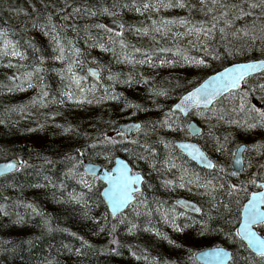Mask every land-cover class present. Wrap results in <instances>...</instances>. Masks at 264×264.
Here are the masks:
<instances>
[{
    "label": "snow or ice",
    "instance_id": "snow-or-ice-1",
    "mask_svg": "<svg viewBox=\"0 0 264 264\" xmlns=\"http://www.w3.org/2000/svg\"><path fill=\"white\" fill-rule=\"evenodd\" d=\"M43 11L36 8L35 4L31 5L32 13H28L23 9H16L17 14H23L28 17L32 23L31 28L41 31L44 35L50 37L54 44V51L56 55L53 59L66 64V70L58 73L61 81H68L64 86L63 98L58 102L64 104L66 101H71L76 105L83 104H102L106 101L122 102L123 107L121 111L127 109H135L137 112H150L152 109L143 107L140 104L129 102L121 94H117L114 89V84L120 83L119 74H112L109 70L108 80L113 81V85L98 89L97 87H88L82 84L85 79L74 72L77 65H82L84 61L81 59L83 52L72 41H64L61 37V30L67 28L66 23L57 25L56 20L68 21L73 18V14L79 15L81 13L80 7L73 8L72 5L65 2L64 8L59 11H50L54 9V4L45 3L44 0H39ZM197 4L191 3L190 0H131L130 3H112L111 7H102V12L116 16L118 13L115 9H128L139 13L141 16L148 13V18L151 19L150 27L143 26H129L128 33L134 36H147L151 33L152 40H156L158 34L161 39H171L173 42H178L186 39L189 36L194 37L188 40V49H182L179 43H176L175 56L160 57L155 51H142L140 48L127 43L124 34V25L120 24V30L115 32L117 38L109 35L107 46L104 43L92 44L90 47L99 46L104 52L116 53L117 47L120 49L122 60L118 59L119 63H131L137 65L147 64L149 67H188L193 69L204 70L212 68V62H220L228 60L235 56H246L250 62L235 63L232 66L223 67L222 71L212 69L214 75L208 76L199 86L191 89L183 88L182 94L179 96V102L174 105L167 106V111L164 106L156 104V99L160 97L170 98L172 92L181 88L182 85L179 80L176 81L172 87L158 88L153 86V82L145 78L142 73H137L140 79H136L131 73L123 79V83L132 87L133 83L149 85V93L154 98L153 103L156 104V109L163 112V116L155 121H148L147 126L142 124H135L134 127L137 132H142L145 136L149 132H157L165 129L171 133L185 132L183 121L180 115L187 117L189 115H199L206 123H208V131L202 133L200 129L188 126L187 131L192 132L198 136L207 137V143L211 144V151L223 154L225 151L224 143L229 142L231 133L228 135H217L218 127L227 124L229 127L235 126L244 132L259 131L264 134V26L260 27L259 34L255 27L249 29L247 26L235 28V22L244 20L245 18L253 19V25L256 20L264 17V0H242L241 3L229 4L226 0H198ZM72 8V12L67 11ZM173 8L185 9L188 11V17H180L177 19H152V14H158L162 10ZM88 12V9H84ZM64 15L61 16L60 13ZM193 12H200L205 17L211 16V19L194 21L191 19ZM90 15H96L95 11H90ZM97 28L106 29V25L97 24ZM183 28L184 31L174 30ZM110 34L112 29H106ZM9 34L6 30L0 29V56L18 58L19 61L28 59L25 52L19 50V42H14L8 38ZM243 44H236L234 41L245 40ZM27 47L31 48L34 53H39V49L35 47L31 40L26 42ZM130 50V51H129ZM192 50H195L196 55H192ZM171 48L160 47L159 52H170ZM70 53V55L68 54ZM140 53V58H136L135 54ZM159 60L157 65L153 57ZM38 65L32 66V71H25L23 76L13 75L9 77L13 82L20 81L15 84V87L20 91H25V83L27 88H33L36 85L32 83L35 78L39 81L43 80L40 73L43 72L42 65L44 64V57L37 55ZM8 68L25 67L23 64L14 65L9 63L4 65ZM190 82V81H189ZM73 86H75L73 90ZM47 85H43L39 100H33V104L39 103L41 107H45V101L49 97L46 90ZM12 89L10 88L9 91ZM102 91V94L97 97L96 91ZM260 93L259 96L256 94ZM250 97H256L261 102V107L252 104ZM227 101V105H225ZM221 105V107H217ZM231 113L244 114L243 120L230 118ZM59 114V113H57ZM135 114V112L133 113ZM215 121V123H212ZM41 128L44 125H40ZM63 127L64 133L75 131L72 127ZM116 136H109L107 132L101 133L97 137V142L106 146L108 151L114 149L117 145H123V151L129 153V156L135 161H144L150 169L146 175H141L139 172H133L129 163L124 160H116V167L105 172L104 180L108 187L105 189L103 195L107 197V204L100 219H95L90 216L91 207L89 200L92 192L93 183L89 182L87 176L79 171L81 162L75 157H69L72 161V169L70 175L73 178H78V181L84 188L88 190L87 193H68V201L80 205L85 211L83 215L92 220L98 226V231L94 234L99 235L104 233L107 228V235L111 237L108 246L103 250L94 249V246L83 237H78L82 241L81 247L74 250L73 254L77 257L88 258L90 253L102 252L106 254L120 255V249L125 247L121 245L115 233L117 224H111L108 228L109 217L116 220L120 224H124L129 235H136L138 232H147L153 235L158 240L167 241L169 245L179 247L174 240H172L167 233L153 223L152 217L158 218V222H163L168 227L172 228L174 232H184L186 228L193 226V223L185 224L181 220V216L190 220L191 218L184 213L177 214L175 206L165 207L164 201L148 200L145 196V188H151L153 185L149 182L146 176L156 173L160 178V187L165 190L174 191L177 188L185 189L192 192L195 196L205 198V204L199 208H194V211L201 214V220L195 221L201 230V234L207 232H216L225 237V240H232L236 247V254L230 260V264H264V236L258 234L264 232V141H258L251 146L244 149L238 148L240 153L237 158V163L240 167L233 171H227L224 167L218 166L209 159L205 150L196 147L194 144L183 143L180 145L181 149L189 150L186 156L178 155L175 152V144L159 137L154 143H141L139 139H129L124 129H113ZM35 131V129H32ZM116 137H120L117 139ZM162 145L166 152L161 155L156 152V145ZM96 143H92L90 147L95 148ZM80 156L84 153L77 150ZM251 151L253 157L248 161V169H255L254 172L247 176L246 180L241 181L240 177L245 171L243 153ZM190 157V159H188ZM111 159V157H105ZM192 161H199L202 165L201 172L187 166ZM23 160L14 163L5 164L3 169H0V175L12 169L24 167ZM93 175L94 172L92 173ZM233 178L237 182H233ZM262 182L257 185V180ZM248 185H256L259 189L253 192L248 197ZM42 185H38L41 187ZM56 187V185H52ZM143 186V187H142ZM63 188V185L60 186ZM241 193H244L246 203L241 200ZM104 202L101 201V204ZM155 203V207H153ZM100 207V204H96ZM206 207V211H205ZM27 209L36 215H42L31 204L26 205ZM125 209H129L128 214ZM0 212L8 215V212L0 208ZM131 215L133 218L129 219ZM145 217L143 223H137L136 219ZM24 217L20 216L17 223L23 222ZM44 227L51 232L50 221L44 219ZM72 235H76L72 233ZM115 246V247H113ZM131 256L137 261H144L145 264H170L169 261L163 257L151 256L146 249H142L138 254L132 250L133 246H127ZM69 251H73L69 249ZM229 253L224 249L217 247L213 250L203 252L197 256H190V261L199 259L202 264H223L224 258L229 257ZM51 264V262H50Z\"/></svg>",
    "mask_w": 264,
    "mask_h": 264
},
{
    "label": "trees",
    "instance_id": "trees-1",
    "mask_svg": "<svg viewBox=\"0 0 264 264\" xmlns=\"http://www.w3.org/2000/svg\"><path fill=\"white\" fill-rule=\"evenodd\" d=\"M28 1L31 5L33 4L32 2H39V0ZM127 1L128 2H126V0H118L116 3L131 2V0ZM16 2L20 4V0ZM44 2L54 4V11H59L64 8L65 2L72 5L73 8L80 7L81 13L79 15L73 14V18L67 21L69 27L71 25L76 26L78 29L75 30L79 31H81L84 24L85 28L94 30L97 24H102L106 19L119 16L120 21H122L123 25L126 27L125 40L131 39V37L137 39L138 36L128 33L129 26L150 27L149 24L151 23V19L148 18V13L141 16L139 13L128 9H115L114 11L118 13L116 16L103 13L101 10L102 7L110 8L112 3H114L112 0H63V2L62 0L58 2L56 0H44ZM137 2H140V0H137ZM190 2H195L197 7H199L198 0H190ZM226 2L229 4L241 3L242 0H226ZM84 9H88L89 11L86 12ZM40 10L43 11L42 7ZM49 10L52 9L50 8ZM176 10L180 9L173 8L162 10L158 14H152V19H157L158 16H163L162 18L164 19H177L183 17L180 13H176ZM67 11L71 13L72 8H68ZM90 11H95L97 14L90 15ZM60 15H64V13L61 12ZM188 16L189 13L185 17ZM191 19L194 21H201L211 19V16L205 17L200 12H193L191 14ZM244 21H246V19L243 21H236L235 28L238 29L247 26L249 29H252L255 27V30L259 34L260 27L264 26V24L258 20H256L255 25H253V19L246 22ZM4 22L5 21H0V23ZM6 24V26H1L0 24V29L8 32L9 39L14 42H19V50L25 52L28 59L19 61L18 58L0 56V154L2 155V159L17 156L20 160L25 162L24 167L11 174L0 177V208L6 210L9 215H4L3 212H0V250L3 251L0 252V264H50V262L51 264H145L144 261H137L131 256L127 246H133L132 250L136 251L138 254L142 249H146L151 256L163 257V259L169 261L170 264H199L196 261H190L189 257L194 256V252L198 249L217 244L229 247L233 251V256H235L236 247L232 240H225L224 236L216 232L201 234L199 225L194 223L195 221L201 220L200 213H187L174 205L177 197L184 196L197 201L201 207L205 204V198L195 196L192 192L185 189L177 188L174 191L165 190L163 187H160L161 180L157 174L152 173V175L146 176V178L153 187L144 189L145 196L148 197V200L151 202L157 200L164 201L166 208L174 205L177 214L184 213L191 218L188 220L185 219L184 216H181V220L185 224L193 223V226L186 228L184 232H174L172 228L168 227L163 222H158V218L155 214L153 215V223L167 233L179 247L169 245L167 241L158 240L147 232H138L136 235H129L124 224H120L109 217L107 227L110 228L113 223L117 224L115 235L119 239L121 245L125 246L120 249L121 254L115 255L94 252L90 253L86 259L77 257L73 252L75 249L80 248L82 244V241L78 239V237H83L84 240H87L94 246V249L98 250L105 249L111 237L107 235V228L104 233H100L99 235L94 234L98 231V226L83 215L85 209L75 203L67 202L68 193L70 192H88V190L79 183L78 178H73L72 175H70L72 161L68 158L75 157L79 160L81 162L79 171L88 177L90 183L93 182V180L95 181L93 183L92 192L89 193L91 196L89 200V205L91 207L89 215L95 219H100L105 210V203L101 204L103 200L100 194L103 183L95 176L83 172L84 160H90L100 163L104 167H110L114 157L116 155H122L131 161L134 169H140L144 175H146L150 169L144 161H135L129 156L128 152L123 151V145H117L114 149L108 151L106 146L97 142V137L101 136L103 132H107L108 135H111V133L114 132L113 129H117L118 124L125 120L138 119L142 121L143 125L148 121H155V116L159 112L156 109V104L163 105L164 110L167 111V106L173 105L176 99L182 94L183 88L191 89L195 87L210 74L214 73L212 70L213 68L219 70L225 65L238 62V60H249V58L241 55L225 60L223 64L220 62H212V68L204 70L168 66L151 68L147 64L137 65L127 62H117L118 59H123L118 47L115 54L112 52H104L99 46L94 47L95 50L93 51H86L80 47L83 52V56L81 57L82 60L84 58L88 62V54L94 51L96 56H102L103 54L104 60L112 63L117 70L122 72L124 77L131 73L133 76H136V79H140L136 74L142 73L145 78L153 82V86L155 87L170 89L177 80L180 81L182 87L172 92L170 98L160 97L156 99V104H154V98L149 93V85L133 83L132 87H129L123 83V78H120V83L114 84L113 90L117 94H121L131 103L140 104L143 107L152 109L150 112H137L135 109L121 111L123 103L114 101H106L102 104L85 103L83 105H76L71 101H66L64 104H60L58 101L63 98L64 86L67 82L61 81L58 75L64 68L60 61L53 59L56 52L52 49L54 44L50 37L44 35L41 31L32 29L31 24L26 26L25 29L20 27V25ZM98 30L100 31V35L105 31V29L99 28ZM78 34L81 35L82 33L80 32ZM92 35L97 36L98 33H92ZM110 35H112L114 39L117 38L114 33ZM90 36L86 34L85 37ZM94 36L91 37V41H96L97 45L99 43H104L107 46L109 36L99 37L98 42ZM246 39L247 38H245V40L234 41V43L238 45L243 44ZM28 40H31L35 47L40 50L39 53H34L31 48L27 47L26 42ZM176 43H179L182 49H188V46L183 44V42H173L168 38L163 39L162 43L157 46V49L143 46V49L140 47L138 48L142 51H155L160 57L172 58L175 56ZM160 47L171 48L172 51L160 53ZM98 48L100 50H98ZM191 54L196 55L195 50H192ZM37 55L43 56L45 61L42 65L43 72L40 73L43 80L39 81L33 78L32 83L36 86L27 88V84L25 83V91H20L15 87V84H18L20 81H15L13 85H10L9 77L13 75L22 77L25 71H32L33 65L39 66ZM135 56L137 59L140 58V53H136ZM104 60H102L103 63ZM153 60L159 65V60H157L155 56ZM9 61L14 65L23 64L25 67H19L20 71L16 74L15 70L18 67L8 68L4 66L9 63ZM82 67L85 68L86 66ZM80 76L85 77L82 84L88 87L95 86L98 89H103L113 85V81L108 84L101 81L95 82L87 72H82ZM43 85H47L46 90L49 93V97L45 101V107H41L39 103H32L33 100H39ZM10 88L12 89L11 91H9ZM74 88L75 86H73V90ZM101 94L102 91H96L97 97ZM255 99L256 97H250L251 103L253 102L252 100ZM225 105H227V103H225ZM217 107H221V105H217ZM134 112L135 114H133ZM177 115H180L183 121V127L186 131L171 133L162 129L163 133H165L164 138L170 142L177 139L189 138L186 117L182 116L180 113H177ZM190 116L204 127L203 133L208 131V123L199 115L193 114ZM230 118L243 120L244 114L239 113L237 115L236 113H231ZM212 123H215V121ZM40 125H44V127L41 128ZM57 125H62L64 127L70 126L74 128L75 131L64 133L63 127H57ZM32 129H35V131H32ZM228 133L232 134L229 142L225 143L221 141L225 146L223 154L211 151V144L206 142V136H199L196 140L218 166H222L230 172L232 171L231 161L234 150L243 143H246L248 147L258 141H263L264 134H261L259 131H253L251 133L244 132L235 126L229 127L227 124L218 127L217 135L224 136L228 135ZM159 137L163 136L160 134L158 135V138ZM157 140L158 139H155L154 141H147L144 143L151 144ZM92 143H96L97 146L95 148L90 147ZM77 150L82 151L84 155L80 156ZM156 152L163 155L166 150L162 145L157 144ZM175 152L178 155L183 154L176 147ZM106 156L111 157V159H106ZM182 156L185 155L183 154ZM187 166L197 172H201V168L196 167L192 162ZM254 171L255 169H248V167H246L244 173L241 175V179H246L247 176ZM204 174L205 172H201V175ZM38 185L42 186L38 187ZM52 185H56V187ZM61 185H63V188L60 187ZM255 188L256 185H248V193ZM241 200L243 202L245 201L244 193H241ZM29 203H31L39 213H42V215H36L31 212V209H27L26 205ZM96 204H100V207L97 208ZM155 206V203H153V207ZM128 212H130L129 209H127L125 213L128 214ZM20 216L24 217L23 222L17 223L16 221ZM128 218L132 219L133 217L129 215ZM44 219L50 221V227L53 229L51 232L44 227ZM145 219L146 218L142 216L137 218L136 222L143 223ZM72 233L76 235H72ZM261 233L264 235V232ZM69 249L73 251H69Z\"/></svg>",
    "mask_w": 264,
    "mask_h": 264
},
{
    "label": "rangeland",
    "instance_id": "rangeland-1",
    "mask_svg": "<svg viewBox=\"0 0 264 264\" xmlns=\"http://www.w3.org/2000/svg\"><path fill=\"white\" fill-rule=\"evenodd\" d=\"M17 0H0V7H1V10H0V12H1V14H3V16L6 18V19H8L10 22H12V23H16L17 25H20V27H22V28H24L25 29V27L26 26H28V25H30L31 23H32V21L28 18V17H26L25 15H23V14H17V12L15 11L16 9H23V10H25V11H28V13H32V8H31V3L28 1V0H20V4L18 3V2H16ZM57 2L59 1V0H56ZM118 0H112V2H117ZM62 2H63V0H62ZM126 2H128L127 0H126ZM32 3H34V2H32ZM195 3V2H194ZM11 4V5H10ZM35 5H36V8L37 9H41V7H39L38 8V6L40 5V2L38 3H34ZM196 4V3H195ZM230 4H233V3H230ZM198 6H199V4H198ZM50 11H54V9H52V10H50ZM176 13H180L183 17H185L187 14H188V11L187 10H184V9H180V10H176L175 11ZM61 16H63V15H61ZM163 16H158V18H157V20H159L160 18H162ZM165 19H168V18H165ZM246 19V21H249L251 18H245ZM24 20H25V22H24ZM27 21V22H26ZM243 21V20H242ZM246 21H244V22H246ZM258 21H260V22H262L263 24H264V17H261L260 19H258ZM56 23H57V25H58V27H59V25L60 24H62V23H66V24H68L67 23V21L65 22V21H62V20H60V19H57L56 20ZM103 24V23H102ZM24 25V26H23ZM68 26V25H67ZM72 26V25H71ZM149 26H151V23L149 24ZM82 29V32H86V30L84 29V28H81ZM14 30V29H13ZM174 30H179V31H184V29L183 28H179V29H174ZM105 31H107L106 29H105ZM81 32V33H82ZM100 31H98V35L97 36H100L101 37V35H100V33H99ZM102 32V31H101ZM65 33H69V37H68V39H67V41L68 40H70V41H72L73 43H74V40H75V44L78 46V47H81V48H83L84 50H86V51H93V50H95L94 49V47H90L89 45H92V44H96V41H91V37H85L86 36V34H81V35H79L78 33H80V32H78L77 30H75L74 28H72V27H69V29H62L61 30V37H62V40H64V38H66V35H65ZM152 35H153V33H151L150 32V34L149 35H147V36H138V38L137 39H134L133 37H131V39H127L126 40V42L127 43H130V44H132V45H135L136 47H140L141 49H143V47H150L151 49H157L158 47L157 46H159L161 43H162V41H163V39H161V37L158 35L157 37H156V40L159 42L158 44L157 43H155V42H153V40H152ZM194 37H192V36H189V37H187L186 39H182V40H180L179 42H183V44H186L187 46H188V43H187V41L188 40H191V39H193ZM143 46V47H142ZM52 49L54 50V46L52 47ZM98 50H100L99 48H98ZM69 55H70V53H68ZM232 64H234V62L233 63H231V64H228V65H232ZM84 65V63L82 64V65H78V66H76L75 68H74V72L77 74V75H81L82 74V72H84V73H86L87 72V69H88V67L90 66V65H93L92 67H95V68H97L98 70H99V72H102V82H104V83H109V82H111L110 80H108V74H109V70H110V72L112 73V74H119V76H120V78H125L123 75H122V72L120 71V70H117L114 66H113V64L112 63H109V62H107L106 60H104V63H102V62H100V61H98L97 60V58L94 56V54L93 53H89L88 54V62H87V65H86V67L85 68H83L82 66ZM225 66H227V65H225ZM64 70H65V68H64ZM86 71V72H85ZM62 72V71H61ZM66 82L68 83V81L66 80ZM83 82V81H82ZM14 82L12 81V80H10V84H13ZM257 96H259L260 95V93H257L256 94ZM225 102H227V101H225ZM253 104H255V105H257V106H261V102H260V100H258L257 98H256V100L254 101V103ZM163 116V112H158V114L155 116V120H158V119H160L161 117ZM137 120L138 119H133V120H130V121H133V122H137ZM145 125V127L147 126V123L146 124H144ZM162 135L163 136V138H164V135H165V133H163V130L161 129V130H159V131H157V132H149V134L147 135V136H145L142 132H137V130H134V131H132L131 132V134L129 135V139H139L140 140V142L141 143H144V142H149V141H154L155 139H158V135ZM110 135V134H109ZM110 136H116V132L114 131L113 133H111V135ZM117 139H120V137H116ZM175 141V140H174ZM264 141V140H263ZM11 157H17V156H11ZM10 157V158H11ZM253 157V153L251 152V151H246L245 152V154H244V160H245V165H244V167L246 168L247 167V163H248V161L251 159ZM10 158H8V159H10ZM8 159H2V155L0 154V161H4V160H8ZM254 169V168H253ZM132 170H133V172H136L133 168H132ZM137 171H141L140 169H136ZM234 179V181H236L235 180V178H233ZM240 179H241V177H240ZM247 179V178H246ZM246 179H241V181H243V180H246ZM233 181V182H234ZM259 181H261L260 179H259ZM237 182V181H236ZM251 192V191H250ZM249 192V193H250ZM248 193V194H249ZM0 252H3L2 250H0Z\"/></svg>",
    "mask_w": 264,
    "mask_h": 264
},
{
    "label": "water",
    "instance_id": "water-1",
    "mask_svg": "<svg viewBox=\"0 0 264 264\" xmlns=\"http://www.w3.org/2000/svg\"><path fill=\"white\" fill-rule=\"evenodd\" d=\"M118 24H119V21H117V20H115V19H111V20H107V21H105L104 22V25H106V26H108V27H110V28H112V29H116L117 27H118ZM244 63H246V62H244ZM233 65V64H232ZM232 65H230V66H232ZM222 71V70H221ZM89 72H90V74L94 77V78H96V79H100V72H99V70L97 69V68H95V67H92V66H90L89 67ZM215 74V73H214ZM214 74H212V75H214ZM208 78V77H207ZM206 78V79H207ZM199 86V85H198ZM179 102V101H178ZM177 102V103H178ZM135 124H140L139 122H133V121H124V122H122L120 125H119V127H118V129H124L125 131H126V135L127 136H129L130 134H131V132L132 131H134V130H136L135 129V127H134V125ZM189 125H191L193 128H198V129H200L201 130V132H202V127L197 123V122H195L194 120H191L189 123H188V126ZM189 133L191 134V135H193V136H196V134H193L192 132H190L189 131ZM183 143H188V144H194V145H196V147H198V148H201L202 150H203V148L197 143V142H193V141H190V140H182V141H175L174 142V144L183 152V153H185L186 155H187V151H189V150H184V149H181L180 148V145L181 144H183ZM238 148H240V149H244V148H246L245 147V145H241L240 147H238ZM239 155H240V153L238 152V149L236 150V152H235V155H234V157H233V162H232V167H233V169L234 170H236L237 168H239L240 167V164L239 163H237V158L239 157ZM209 157V156H208ZM118 159H120V160H124L126 163H129L126 159H124L122 156H116L115 158H114V164L111 166V168L110 169H107V168H105V167H103L101 164H99V163H94V162H88V161H86L85 163H84V171L87 173V174H90V175H93L92 173L94 172V176H97L101 181H103L104 183H106L105 184V186L102 188V190H101V195H102V198H103V200H104V202H105V204H107V197H105L104 195H103V193H104V191H105V189L108 187V185H107V182L104 180V174H105V172H109V171H111V170H113L115 167H116V160H118ZM210 159V158H209ZM16 161H19L17 158H15V157H13V158H10V159H8V160H4V161H0V169H3L4 168V166H5V164H8V163H14V162H16ZM212 161V160H211ZM243 161H244V159H243ZM194 163H196L198 166H200V167H202V165L200 164V162L199 161H193ZM213 162V161H212ZM214 163V162H213ZM129 166L131 167V165L129 164ZM15 170H17V169H12V170H10V171H8V172H5L3 175H5V174H8V173H11V172H13V171H15ZM141 174V173H140ZM142 175V174H141ZM0 176H2V175H0ZM262 181H258V183L257 184H259V183H261ZM261 191H264V190H261ZM253 192H255V191H252L251 193H250V196H251V194L253 193ZM250 196H249V198H250ZM247 201H245V203H246ZM176 204L179 206V207H181L182 209H184V210H187V211H190V212H194V213H196V211H194V208H199V206L197 205V203H195L194 201H192V200H189V199H186V198H178L177 200H176ZM126 210V209H125ZM259 234V233H258ZM260 235V234H259ZM217 248V247H216ZM220 248H222V249H224L225 251H227L229 254H230V251H228L225 247H220ZM213 249H215V248H213ZM213 249H207V250H204V251H202V252H199V253H197L196 254V256L198 255V254H200V253H203V252H207V251H210V250H213ZM231 258V254L229 255V257H226V258H224V261H223V264H228V260ZM199 260V259H198ZM200 261V260H199Z\"/></svg>",
    "mask_w": 264,
    "mask_h": 264
},
{
    "label": "bare ground",
    "instance_id": "bare-ground-1",
    "mask_svg": "<svg viewBox=\"0 0 264 264\" xmlns=\"http://www.w3.org/2000/svg\"><path fill=\"white\" fill-rule=\"evenodd\" d=\"M39 3V2H38ZM34 4V3H33ZM37 5V4H36ZM84 5H86V4H84ZM39 7H41V4L38 6V8ZM0 10H1V7H0ZM28 12V11H27ZM0 21H5L4 23H0L1 24V26H6L7 24L6 23H9V24H11V25H17L16 23H12V22H10L8 19H6L4 16H3V14H1V12H0ZM24 22H25V20H24ZM27 22V21H26ZM120 24H123V22L122 21H120L119 20V24H118V27L115 29V30H113V33L115 34V32L117 31V30H120ZM71 25V24H70ZM24 26V25H23ZM29 26V25H28ZM70 27H72V28H74V29H78V28H76V26H70ZM9 28V27H8ZM83 28L86 30V32H88V33H86V32H82V29H81V31H79V30H77L78 32H82V34H88L90 37H92V36H94V35H92V33H94V34H96V33H98V28L96 27V29H94V30H90V29H88V28H85V24L83 25ZM6 29V28H5ZM66 29H69V26H67V28ZM65 29V30H66ZM13 30V29H12ZM123 31H124V34H126V27L124 26V29H123ZM91 32V33H90ZM65 35H66V38H64V41H67V39H68V37H69V33H65ZM110 35V33L109 32H107V31H104V32H102L101 33V37H103V36H109ZM94 37H96V39H97V42L99 41V37L100 36H94ZM170 40V39H169ZM172 41V40H171ZM43 50V49H42ZM93 54L95 55V51L93 52ZM95 57L97 58V60L98 61H100V62H102L103 63V61L102 60H104L105 58H104V55L102 54V56H96L95 55ZM83 60H84V65L83 66H86L87 65V61H86V59H84L83 58ZM48 61H50V60H48ZM63 66V68H65V70H66V67H67V65L66 64H63L62 65ZM78 66V65H77ZM80 66V65H79ZM65 70H63L62 72H64ZM74 70V69H73ZM19 67L15 70V72H16V74H18L19 73ZM10 80V79H9ZM183 155V154H182ZM30 170V169H29ZM12 186V185H11ZM13 188V187H12ZM10 201V200H9ZM5 205V204H4ZM9 216V215H8ZM11 238V237H10ZM10 250V249H9ZM8 251V250H7ZM29 254V253H28ZM2 257V256H1ZM27 257V256H26ZM29 262V261H28ZM48 262V261H47Z\"/></svg>",
    "mask_w": 264,
    "mask_h": 264
}]
</instances>
